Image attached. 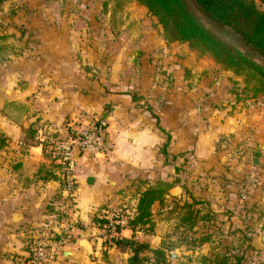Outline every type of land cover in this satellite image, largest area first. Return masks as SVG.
<instances>
[{
  "label": "crops",
  "instance_id": "obj_1",
  "mask_svg": "<svg viewBox=\"0 0 264 264\" xmlns=\"http://www.w3.org/2000/svg\"><path fill=\"white\" fill-rule=\"evenodd\" d=\"M100 1L5 0L0 6V264H28L27 241L51 227L63 228L54 217L59 209L71 222V239L62 251L74 258L60 255L51 264H126L127 251L102 244V226L95 220L105 218L108 208L157 178L175 180L163 202L185 198L189 164L196 183L207 179L209 185L194 188L192 196L207 198L214 212L232 210L234 187H216V171L231 158L226 177H233L235 158L246 164L255 157L262 137L256 127L260 105L244 107L224 76L206 71L203 60L177 42L122 44L121 22L115 19L123 13L103 11ZM133 7L126 23L137 19ZM137 53L139 62L131 60ZM233 102L237 107L228 112ZM88 117L104 123L103 148L75 150L76 198L69 204L58 164L30 129L49 124L64 136L69 124ZM232 136L238 152L216 149L219 138ZM165 142L167 155L160 151ZM260 192L261 187L251 190L246 208ZM162 201L151 207L153 228ZM117 237L146 238L151 248L160 247L127 224ZM262 240L264 234L252 238Z\"/></svg>",
  "mask_w": 264,
  "mask_h": 264
},
{
  "label": "rangeland",
  "instance_id": "obj_2",
  "mask_svg": "<svg viewBox=\"0 0 264 264\" xmlns=\"http://www.w3.org/2000/svg\"><path fill=\"white\" fill-rule=\"evenodd\" d=\"M187 2L208 29L223 40L236 46L248 56H251L257 63L264 65V59L245 46L230 30L212 24L195 7L191 0H187ZM131 3L135 6L132 8V11L137 14V19L126 23ZM257 3L259 4L258 1ZM100 4L104 7L103 11L114 9L116 12L123 13L120 16L116 15L115 19L116 22H121L119 26V32L121 34H117V36L119 37V42L122 44L132 43L135 45V43L140 44L148 42H177L186 47L188 53L190 52L196 59H202L206 71L210 69L217 73V75L221 77L224 76L223 78H226L229 82V90L237 94L236 100L242 99L241 101L244 107L247 108L250 107V105H255L256 108L260 105L263 111L262 118H260L256 125L258 128L257 131L259 130L258 133L261 134L262 137L257 142L256 151L252 154L259 158L258 163L254 164L249 157L246 159V164H241V162H239L240 159L235 158L233 164L235 166L233 177H226V173H228L226 164L230 166L227 162H230L228 159L221 161V166H219L216 171L218 177L216 187H220L221 189L226 186L234 187L233 193L235 197L233 198L234 207L232 210L222 209L218 212H214L211 210L207 198L202 199V201L195 199L196 197L192 196L193 189H204L208 187V180L206 179L202 185L196 183L198 179H195L194 176H191L189 173L192 169V165L186 164L187 167L184 169L186 175L183 177L185 180L183 187L186 189V197H182L180 200H173V202L170 203L162 201L161 207L163 210L154 217L157 222L156 227L149 231L147 229H142L143 232L149 236L148 238L150 241L154 240L153 244H157L156 241H159L158 244L160 247L157 248L163 250L164 259L158 264H219L223 258H225L223 264H234L236 260L235 257L238 256L240 257L239 264H264V241L252 242V238L255 234H264V146L260 147L261 144L264 145V95L252 96L250 90L245 87L244 76L234 74L231 71V75H227V69L217 63L209 53L191 46L188 42L169 40L157 17L151 15L145 6L139 4L135 0H104V2L101 0ZM259 6L261 9H264V3H260ZM97 9L100 10L99 7H97ZM91 12H93L92 7ZM124 12L127 14L125 15ZM99 41L104 42V37L99 36ZM182 46L180 47L181 49ZM138 53L133 54L135 57L131 58L130 56L131 60L139 62L140 55H138ZM220 102L222 105L223 101ZM235 103L233 102L230 105L232 108L228 109V112H233L232 109L237 107L234 106ZM246 121H248V119ZM233 144L240 145L234 139V136L231 138L221 137L217 142L216 149L223 152L228 150L229 154L234 151L238 152V149L236 146H233ZM227 155L228 154H225L226 157ZM179 169L181 168L178 167V171H174L180 175L182 173H180ZM256 173L259 174L256 175ZM253 179L255 181L251 182ZM157 180L159 179L157 178ZM248 186L249 190L247 188ZM253 187L254 189L261 187L262 192H260L258 198L257 196L255 198L253 197L249 202L250 208H246L245 206L247 203L245 199L250 194ZM189 193L191 194L190 196L188 195ZM187 204L189 206H187ZM253 206L255 208L254 210H252ZM245 209H247V211H245ZM248 219H250L249 221H251V223L247 222ZM226 220H228V222ZM215 221H217V224ZM46 232L47 230L40 234ZM156 233L159 236H156ZM67 238L71 239L70 231L67 234ZM200 238L202 239L201 241L199 240ZM143 240L142 242H146L145 240L147 239L144 238ZM102 244L111 245L107 242H102ZM101 250L103 251L104 249L101 248ZM142 253L149 257L152 256L149 251H143Z\"/></svg>",
  "mask_w": 264,
  "mask_h": 264
},
{
  "label": "trees",
  "instance_id": "obj_3",
  "mask_svg": "<svg viewBox=\"0 0 264 264\" xmlns=\"http://www.w3.org/2000/svg\"><path fill=\"white\" fill-rule=\"evenodd\" d=\"M4 1L0 0V6ZM135 1L157 17L169 40L188 42L191 46L209 53L227 70L243 75L245 87L250 90L252 96L264 95V65L257 63L251 56L208 29L191 9L187 0ZM191 1L212 24L230 30L245 46L264 59V9L259 6L264 0ZM36 127H31V134L36 131ZM166 146L167 142L160 149L163 155H167ZM44 154L48 156L45 151ZM175 170L178 171V167H175ZM174 183L175 180L167 182L159 179L138 193L126 195L124 199L128 198L133 203V211L127 220V226L133 230H152L151 207L154 202H161L164 199ZM95 222L103 226L106 219H96ZM119 228L117 226V230ZM112 243L121 251H128L126 264H158L164 259L161 248H151L148 242L138 241L134 237H116ZM143 251H149L152 256L144 255ZM235 259L234 264H239L240 257ZM224 260L225 258L219 264H223Z\"/></svg>",
  "mask_w": 264,
  "mask_h": 264
},
{
  "label": "built area",
  "instance_id": "obj_4",
  "mask_svg": "<svg viewBox=\"0 0 264 264\" xmlns=\"http://www.w3.org/2000/svg\"><path fill=\"white\" fill-rule=\"evenodd\" d=\"M103 121L101 118L88 117L84 121H73L69 124L64 136L49 124L36 127L35 140L42 147L48 157L58 164L61 173V189L63 198L69 204L76 198V179L74 176V152L77 149L96 151L103 148L101 137ZM255 180H251L254 182ZM249 190V186L247 187ZM68 206V205H67ZM133 203L128 198L116 207L106 211V222L102 226L104 242L111 243L117 237V226L127 224L133 211ZM65 209L54 213L55 219H60L63 228L51 227L46 233L31 237L27 241L28 264H51L69 241L67 234L71 230L70 219Z\"/></svg>",
  "mask_w": 264,
  "mask_h": 264
},
{
  "label": "water",
  "instance_id": "obj_5",
  "mask_svg": "<svg viewBox=\"0 0 264 264\" xmlns=\"http://www.w3.org/2000/svg\"><path fill=\"white\" fill-rule=\"evenodd\" d=\"M252 161H253L254 164H257V163H258V159H257V157H254ZM90 179H92V178L90 177ZM61 255H62V256H65V257L74 258L73 253L70 252V251H68V250H64V251H62V252H61Z\"/></svg>",
  "mask_w": 264,
  "mask_h": 264
}]
</instances>
